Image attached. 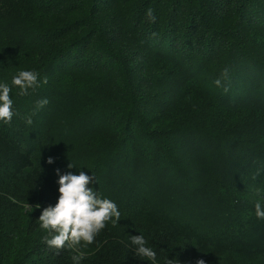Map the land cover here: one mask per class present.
I'll return each mask as SVG.
<instances>
[{"label": "trees", "instance_id": "trees-1", "mask_svg": "<svg viewBox=\"0 0 264 264\" xmlns=\"http://www.w3.org/2000/svg\"><path fill=\"white\" fill-rule=\"evenodd\" d=\"M3 1L19 12L0 13L14 112L0 121V264H264V0ZM21 70L39 74L27 95ZM80 171L120 220L49 247L39 216ZM191 196L221 220L192 219ZM140 234L154 261L136 255Z\"/></svg>", "mask_w": 264, "mask_h": 264}, {"label": "clouds", "instance_id": "clouds-1", "mask_svg": "<svg viewBox=\"0 0 264 264\" xmlns=\"http://www.w3.org/2000/svg\"><path fill=\"white\" fill-rule=\"evenodd\" d=\"M147 16L152 22L155 21L152 9L148 10ZM224 75H227V69ZM38 76L39 74L35 71L21 70L13 77L12 85L20 89L21 95H27L29 89L38 86ZM44 83H47L46 78ZM215 83L219 86L221 80L217 79ZM10 92L11 88L7 83H0V121L6 123L10 122L14 115ZM37 103L43 107L48 100L45 98ZM27 123L32 124L30 117ZM48 162L52 163L53 158L49 157ZM69 167L73 166L70 164ZM57 171L59 173V170ZM92 179L93 177L83 171L79 174L69 172L59 175L58 202L54 206L44 208L38 219L42 229L55 233L47 240L49 247L62 250L66 246L72 248L81 242L85 245L92 244L109 221L115 224L120 220L121 213L117 204L109 198L99 197L93 188L89 187ZM255 211L257 218L264 219V207L260 201L256 202ZM131 241L138 257L147 258L148 261L156 259V251L147 246L148 242L142 234L133 235ZM72 259L75 264H79L83 255H75ZM168 264H172V260H169ZM197 264H206V261L200 259Z\"/></svg>", "mask_w": 264, "mask_h": 264}, {"label": "rangeland", "instance_id": "rangeland-1", "mask_svg": "<svg viewBox=\"0 0 264 264\" xmlns=\"http://www.w3.org/2000/svg\"><path fill=\"white\" fill-rule=\"evenodd\" d=\"M17 12H19L17 10V7L9 8V6H6L4 4L3 0H0V13L2 14L3 17H7L8 20H10L9 23L12 24L11 19H13L14 17H16L18 15ZM6 26H8V25H6ZM7 30L10 31L9 26H8ZM12 47H13V44L11 41V37L9 35H5L3 33V31L0 32V83H1V80L3 79L4 74L6 73L8 67L10 66V61L8 59V56L12 51ZM210 202H211V200H208V199L203 201L196 196H191L188 200L189 208L185 205L186 211L189 212V214H190L189 216L195 220H199V218L196 216L200 215V218L204 217L206 221L207 220H209L210 222L220 221L222 218L221 211L218 210V208L216 210H212L213 207L210 205ZM192 204L195 205L194 207L197 206L198 209H200V210L195 211L193 209ZM191 208L193 211H190ZM203 212H206L208 215H204Z\"/></svg>", "mask_w": 264, "mask_h": 264}]
</instances>
